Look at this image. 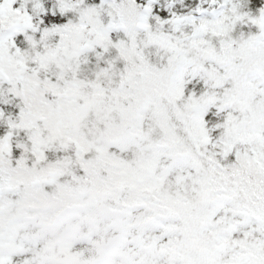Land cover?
<instances>
[{"label": "snow or ice", "instance_id": "1", "mask_svg": "<svg viewBox=\"0 0 264 264\" xmlns=\"http://www.w3.org/2000/svg\"><path fill=\"white\" fill-rule=\"evenodd\" d=\"M0 264H264V0H0Z\"/></svg>", "mask_w": 264, "mask_h": 264}]
</instances>
